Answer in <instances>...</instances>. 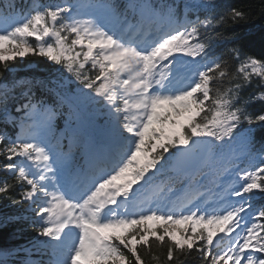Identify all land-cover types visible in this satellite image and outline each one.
<instances>
[{
	"label": "snow or ice",
	"instance_id": "1",
	"mask_svg": "<svg viewBox=\"0 0 264 264\" xmlns=\"http://www.w3.org/2000/svg\"><path fill=\"white\" fill-rule=\"evenodd\" d=\"M255 19L236 0H0V200L27 213L0 217V264H264V53L233 38ZM30 54L47 71L9 79Z\"/></svg>",
	"mask_w": 264,
	"mask_h": 264
},
{
	"label": "trees",
	"instance_id": "2",
	"mask_svg": "<svg viewBox=\"0 0 264 264\" xmlns=\"http://www.w3.org/2000/svg\"><path fill=\"white\" fill-rule=\"evenodd\" d=\"M59 2L60 0H41V4L45 6L55 5ZM262 2H264V0H236L238 6H246L248 4H251L253 6L254 15H256V19L254 23L250 22L249 24L240 25L239 31L233 34V38L238 36L241 39L242 43L246 44L251 50V52L253 54H256L258 57L261 53H264V26L261 25L260 19L258 17L259 8ZM31 43H33V41H31ZM12 67L14 71L11 73H6L5 75L8 76L9 79L15 78L16 80H25L31 79L34 76L44 74L47 71L48 61L46 59L32 56L30 54L23 59L17 58L14 62H12ZM225 85H227L226 82L224 83L223 87ZM262 107L264 106H262L260 103H257V105L252 109L253 113H259L262 110ZM2 164L3 158H0V165ZM6 176L11 182V175L5 173L2 169H0L1 182H3ZM14 206L15 205H13V207ZM11 208L12 207H10V205H7V207L5 206V201L0 200V209H2V212H7L8 210H11ZM10 214L15 215L14 212H10ZM9 230H11L10 227ZM9 239H11V237ZM152 256H159V261L153 260ZM145 262L146 264H165L163 250L154 247L152 255L145 257ZM180 264H197V261L194 257H181Z\"/></svg>",
	"mask_w": 264,
	"mask_h": 264
}]
</instances>
